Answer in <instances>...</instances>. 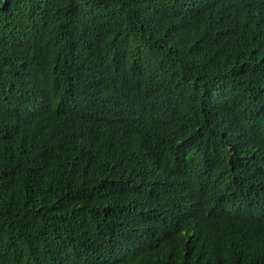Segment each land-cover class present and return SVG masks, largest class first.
<instances>
[{
  "label": "trees",
  "instance_id": "obj_1",
  "mask_svg": "<svg viewBox=\"0 0 264 264\" xmlns=\"http://www.w3.org/2000/svg\"><path fill=\"white\" fill-rule=\"evenodd\" d=\"M0 264H264V0H0Z\"/></svg>",
  "mask_w": 264,
  "mask_h": 264
}]
</instances>
